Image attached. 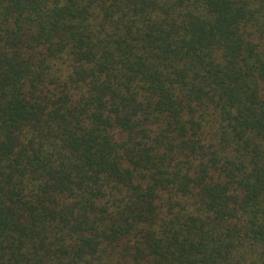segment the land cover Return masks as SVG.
<instances>
[{"label":"trees","instance_id":"16d2710c","mask_svg":"<svg viewBox=\"0 0 264 264\" xmlns=\"http://www.w3.org/2000/svg\"><path fill=\"white\" fill-rule=\"evenodd\" d=\"M0 264H264V0H0Z\"/></svg>","mask_w":264,"mask_h":264}]
</instances>
